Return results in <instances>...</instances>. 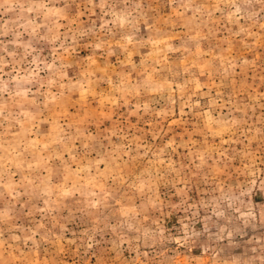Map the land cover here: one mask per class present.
<instances>
[{
	"label": "rangeland",
	"instance_id": "1",
	"mask_svg": "<svg viewBox=\"0 0 264 264\" xmlns=\"http://www.w3.org/2000/svg\"><path fill=\"white\" fill-rule=\"evenodd\" d=\"M0 264H264V0H0Z\"/></svg>",
	"mask_w": 264,
	"mask_h": 264
}]
</instances>
